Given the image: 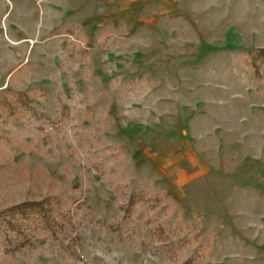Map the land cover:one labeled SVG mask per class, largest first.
Returning a JSON list of instances; mask_svg holds the SVG:
<instances>
[{"label": "rangeland", "instance_id": "obj_1", "mask_svg": "<svg viewBox=\"0 0 264 264\" xmlns=\"http://www.w3.org/2000/svg\"><path fill=\"white\" fill-rule=\"evenodd\" d=\"M262 49L264 0H0V91L36 98L0 211L78 201L77 240L0 264H264Z\"/></svg>", "mask_w": 264, "mask_h": 264}, {"label": "trees", "instance_id": "obj_2", "mask_svg": "<svg viewBox=\"0 0 264 264\" xmlns=\"http://www.w3.org/2000/svg\"><path fill=\"white\" fill-rule=\"evenodd\" d=\"M264 57V49L260 50ZM36 98L32 92H20L6 88L5 92L0 91V116L6 120L21 122L24 111L30 108ZM78 201L73 200L70 205L63 203L60 197H47L41 201L30 200L19 205L12 206L0 211V246L7 255L15 256L22 250L35 247L37 242L59 239L60 236L70 239L69 243L78 239V235L73 236L75 225L72 218L71 208ZM85 204L80 203L78 207ZM134 205L132 198L121 210L125 213L126 220ZM77 208V206H76ZM160 240L165 239L167 231L163 226L156 228L153 234ZM196 241L198 242L197 238ZM169 247L175 245L174 240L166 244ZM202 250H206L203 248ZM185 264H193V259H189Z\"/></svg>", "mask_w": 264, "mask_h": 264}, {"label": "crops", "instance_id": "obj_3", "mask_svg": "<svg viewBox=\"0 0 264 264\" xmlns=\"http://www.w3.org/2000/svg\"><path fill=\"white\" fill-rule=\"evenodd\" d=\"M54 3H55V1H53V2H52V4H53L52 6H54V7L58 8V6H57V5H55ZM56 4H57V3H56Z\"/></svg>", "mask_w": 264, "mask_h": 264}]
</instances>
